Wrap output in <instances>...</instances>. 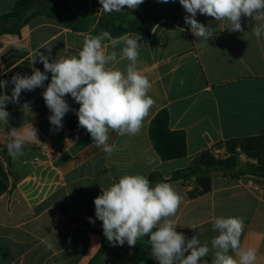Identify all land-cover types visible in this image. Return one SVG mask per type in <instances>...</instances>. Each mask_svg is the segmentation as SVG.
I'll return each instance as SVG.
<instances>
[{
    "label": "crops",
    "instance_id": "0c3cea01",
    "mask_svg": "<svg viewBox=\"0 0 264 264\" xmlns=\"http://www.w3.org/2000/svg\"><path fill=\"white\" fill-rule=\"evenodd\" d=\"M17 1L0 0V16L12 11ZM58 5L83 28L38 15L20 36L2 35L0 95H11L12 76L31 75L33 68L44 71L36 57L38 50L48 55L51 49L50 61L77 55L86 37L101 32L97 29L101 17L139 8L105 13L99 0H52L48 6ZM159 11L164 19L147 41H138L137 67L150 80L148 95L155 103L135 136L110 130L108 143L117 147L111 156L78 126L74 111L66 113L62 129L52 130L51 111L42 96L50 73L44 87L22 91L19 103L6 105L10 116L8 125L0 122L1 146L7 147L11 128L24 130L32 125L38 140L26 143L22 156H9L11 165L0 154V264H89L102 245V221L96 219L94 205L102 189L125 174L148 178L159 172L169 179L191 167L203 153L217 160L234 157L236 167L212 172L211 191L197 198L188 194L197 187L195 178L168 182L183 198L169 219L177 232L188 239L199 233L201 243L211 247V239L218 235L212 230L214 218L242 217L241 246L255 248L256 264H264V174L251 168L258 155L264 157V37L253 35V18L242 17L243 31L233 32L227 29L228 21L198 13V22L212 25L214 35L205 40L192 34L184 20L189 14L179 0L160 2ZM112 44L104 42L106 52L113 50ZM122 47L115 46L118 59ZM128 63L120 59L116 67L124 70ZM3 81H8L6 88ZM65 99L78 110L70 95ZM24 103L30 104L31 111L23 109ZM163 112L172 131L185 133L184 158L163 161L153 146L150 126ZM46 241L53 246L49 248ZM114 248L115 254L106 256L103 264H158L147 236L135 246L125 242ZM203 259L211 264V252Z\"/></svg>",
    "mask_w": 264,
    "mask_h": 264
},
{
    "label": "clouds",
    "instance_id": "9594fccd",
    "mask_svg": "<svg viewBox=\"0 0 264 264\" xmlns=\"http://www.w3.org/2000/svg\"><path fill=\"white\" fill-rule=\"evenodd\" d=\"M168 3L169 0H161ZM105 13L120 12L122 9L135 10L144 0H99ZM185 9V23L190 26L197 38L209 40L214 33L212 25L198 22L197 14L214 18L215 21H228L229 31H243L241 18H253V35L264 37V0H179ZM183 30V29H182ZM113 41V50L106 52L104 42ZM139 36L125 34L113 39L108 31L84 39L82 49L77 55L54 58L37 51L36 57L43 64L44 71L33 68L31 75L12 76L14 85L11 95H0V122L8 125L10 113L8 103H19L22 91L31 92L44 87L42 93L46 106L50 109L49 122L53 131L63 128V118L69 111L78 116V126L84 128L93 139V143L109 156L117 150L109 144V132L119 136H135L143 126L154 105V99L148 95L152 84L148 77L138 69ZM122 44L119 59L115 50ZM120 59L129 63L124 70L116 67ZM183 83V81H181ZM8 81H3L6 88ZM70 95L79 104L78 110L72 109L65 97ZM23 109L30 110V104L24 103ZM7 152L13 159L22 156L26 143L37 141V130L11 128L8 133ZM152 161L149 160V164ZM183 198L168 182L151 185L143 174H125L118 182L112 183L94 198L95 217L102 221L103 234L113 245L135 246L138 239L147 236L151 247V256L158 264H209L207 257L213 256L211 264H256L255 248L241 246L244 231L242 217H216L212 230L218 235L208 242L201 243L198 235L190 239L177 232V225L169 217L176 215ZM90 223H95L91 217ZM190 228L197 229V225ZM155 229V230H154ZM51 248L53 245L48 243ZM233 253V254H230Z\"/></svg>",
    "mask_w": 264,
    "mask_h": 264
},
{
    "label": "trees",
    "instance_id": "16d2710c",
    "mask_svg": "<svg viewBox=\"0 0 264 264\" xmlns=\"http://www.w3.org/2000/svg\"><path fill=\"white\" fill-rule=\"evenodd\" d=\"M51 1L18 0L12 11L0 16V37L4 34L20 36L23 27L38 15L53 17L73 29L83 28L80 24L81 22L76 17L68 14L65 8L60 5L49 7L48 3ZM160 2L161 0H144V3L135 12L107 14L98 20L97 29L108 31L113 39L125 34H136L142 41H147L151 37L155 26L164 19V16L159 11ZM150 137L155 150L163 161L186 157L187 143L185 133L170 129L169 116L166 112L161 113L152 122ZM0 154L5 156L9 165H11L7 147H3L1 144ZM257 159L258 163L251 165V168L256 173L264 174V157L262 158L258 155ZM235 167L236 159L234 157L217 160L207 153H203L191 167L176 171L169 179H165L159 172L151 173L148 179L151 185L155 186L158 182L188 181L191 178H195L197 187L189 191L188 194L191 198H197L211 191L212 172L234 169ZM100 235L102 237L101 248L89 264H103L106 256L115 254L113 243L107 240L103 231Z\"/></svg>",
    "mask_w": 264,
    "mask_h": 264
},
{
    "label": "built area",
    "instance_id": "2783aa9c",
    "mask_svg": "<svg viewBox=\"0 0 264 264\" xmlns=\"http://www.w3.org/2000/svg\"><path fill=\"white\" fill-rule=\"evenodd\" d=\"M109 264H111V263H109Z\"/></svg>",
    "mask_w": 264,
    "mask_h": 264
},
{
    "label": "rangeland",
    "instance_id": "374dc122",
    "mask_svg": "<svg viewBox=\"0 0 264 264\" xmlns=\"http://www.w3.org/2000/svg\"><path fill=\"white\" fill-rule=\"evenodd\" d=\"M48 5H49V3H48Z\"/></svg>",
    "mask_w": 264,
    "mask_h": 264
}]
</instances>
